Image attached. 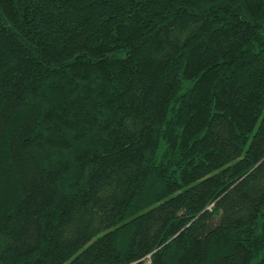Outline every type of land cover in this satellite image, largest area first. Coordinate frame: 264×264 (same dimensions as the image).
Masks as SVG:
<instances>
[{"label":"trees","instance_id":"trees-1","mask_svg":"<svg viewBox=\"0 0 264 264\" xmlns=\"http://www.w3.org/2000/svg\"><path fill=\"white\" fill-rule=\"evenodd\" d=\"M0 264H264V0H0Z\"/></svg>","mask_w":264,"mask_h":264}]
</instances>
